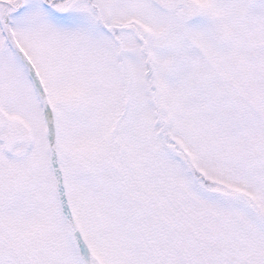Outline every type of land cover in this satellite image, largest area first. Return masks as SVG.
I'll return each mask as SVG.
<instances>
[{"label": "snow or ice", "instance_id": "1", "mask_svg": "<svg viewBox=\"0 0 264 264\" xmlns=\"http://www.w3.org/2000/svg\"><path fill=\"white\" fill-rule=\"evenodd\" d=\"M0 264H264V0H0Z\"/></svg>", "mask_w": 264, "mask_h": 264}]
</instances>
